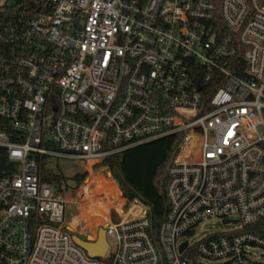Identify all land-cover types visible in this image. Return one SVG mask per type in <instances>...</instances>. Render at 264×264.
<instances>
[{
	"label": "built area",
	"instance_id": "obj_1",
	"mask_svg": "<svg viewBox=\"0 0 264 264\" xmlns=\"http://www.w3.org/2000/svg\"><path fill=\"white\" fill-rule=\"evenodd\" d=\"M262 130L264 0H6L0 264H264L250 251L264 248ZM176 133L164 220L155 228L142 202L133 218L116 209L118 221L111 208L92 228L108 249L91 257L72 238L78 214L65 221L86 194L42 180L43 157L95 167ZM211 217L244 229L191 245Z\"/></svg>",
	"mask_w": 264,
	"mask_h": 264
},
{
	"label": "trees",
	"instance_id": "obj_2",
	"mask_svg": "<svg viewBox=\"0 0 264 264\" xmlns=\"http://www.w3.org/2000/svg\"><path fill=\"white\" fill-rule=\"evenodd\" d=\"M183 136L182 133H176L143 142L108 155L98 164L110 168L129 202L139 199L149 207L148 215L155 228L164 220L168 210L165 197V168L172 156L177 153ZM262 146L264 148V142ZM47 160V157H43L40 162V176L44 181L64 183L67 186L75 187L84 179L87 173L81 169L73 175L67 176L63 172L52 171L48 168ZM6 161V159L3 160V163H6ZM96 162L97 159H90L86 162V169L89 170L90 175L79 192L83 193V190L89 187L91 181H97L100 178L107 180L103 200L96 203L103 206L108 214H110L111 208H115L125 219L136 217L138 206L133 204L129 209L123 210L125 199L119 190L118 182L105 171L101 169L94 170L93 164ZM71 182L75 184L73 185ZM90 200L92 199L90 198ZM259 225L261 228L256 231L264 234V218L258 221Z\"/></svg>",
	"mask_w": 264,
	"mask_h": 264
},
{
	"label": "rangeland",
	"instance_id": "obj_3",
	"mask_svg": "<svg viewBox=\"0 0 264 264\" xmlns=\"http://www.w3.org/2000/svg\"><path fill=\"white\" fill-rule=\"evenodd\" d=\"M6 0H0V5L5 2ZM11 2V1H10ZM261 133L264 135V130L261 131ZM47 166L52 171H58L63 172L65 175L70 176L76 173L78 170H84L86 171V175L84 179L77 184L75 187L69 186L72 189L70 191H67L70 198L72 196H75L76 194L80 193V188L85 184V181L88 179L90 172L89 170L85 168H82L78 163L75 164L73 161L68 160H61V159H48L47 160ZM94 170H102L105 171V173L110 174L112 178H114L112 171L107 166H99L96 165L93 167ZM118 182L119 190L122 194V197L125 199V207L123 210H127L132 204H136L140 206V200L134 199L129 202V199L124 195L119 181L114 178ZM73 185L74 182H71ZM107 180H104L100 178V180L97 181H91L88 188L84 189L83 192L86 194L85 198L82 199V204L78 201H70L67 203L66 207V214H65V221L68 222L73 215L78 214L76 217V221H74L71 225L75 229L76 232L80 234H84V231L82 230V226H85V221L88 226L91 228H95V226L98 223H106L109 220V214L106 211V209L97 204L96 202H100L103 200V193L105 189L107 188ZM55 187L58 186L57 183H54ZM73 192V195H72ZM111 197V196H110ZM90 198L92 200H90ZM92 201V202H91ZM124 205V204H123ZM114 212L111 214V218L114 221H118L121 218V215L118 214L115 208L113 209ZM89 229V228H87ZM244 226L241 223H224L223 219L218 217H211L203 220L195 229L194 233L190 236H188L186 239L189 240L191 245H198L200 242H202L205 238L221 234V233H229L233 231H239L243 230ZM74 234L78 235L74 232ZM90 240L94 239V237H89ZM250 251L252 252V255L254 258H256L258 261L264 262V248L260 246L251 247ZM202 259V258H200ZM202 261L206 264H217V261H210V260H204Z\"/></svg>",
	"mask_w": 264,
	"mask_h": 264
},
{
	"label": "water",
	"instance_id": "obj_4",
	"mask_svg": "<svg viewBox=\"0 0 264 264\" xmlns=\"http://www.w3.org/2000/svg\"><path fill=\"white\" fill-rule=\"evenodd\" d=\"M223 222L229 223L230 220L225 219L223 220ZM233 222L237 223L236 220ZM72 238L75 241V243L79 245L81 248H83L91 257H103L109 246L106 238V230L102 226L98 228L97 237L95 240L84 239L76 234H74ZM186 247H187V241H185L180 246V250L183 251Z\"/></svg>",
	"mask_w": 264,
	"mask_h": 264
},
{
	"label": "crops",
	"instance_id": "obj_5",
	"mask_svg": "<svg viewBox=\"0 0 264 264\" xmlns=\"http://www.w3.org/2000/svg\"><path fill=\"white\" fill-rule=\"evenodd\" d=\"M74 221H71V224L73 223ZM85 223V226H82V230L84 231V234H80L78 232L75 231V229L72 227L71 225V228L72 230L77 233L80 237L84 238V239H89V237H94L96 236V232L90 227L87 225V223L85 221H83ZM89 228V229H87Z\"/></svg>",
	"mask_w": 264,
	"mask_h": 264
},
{
	"label": "bare ground",
	"instance_id": "obj_6",
	"mask_svg": "<svg viewBox=\"0 0 264 264\" xmlns=\"http://www.w3.org/2000/svg\"><path fill=\"white\" fill-rule=\"evenodd\" d=\"M90 159H92V158H90ZM90 159H89V160H90Z\"/></svg>",
	"mask_w": 264,
	"mask_h": 264
}]
</instances>
